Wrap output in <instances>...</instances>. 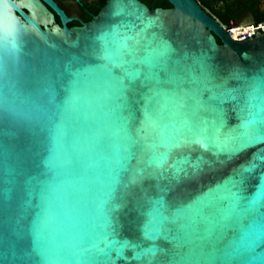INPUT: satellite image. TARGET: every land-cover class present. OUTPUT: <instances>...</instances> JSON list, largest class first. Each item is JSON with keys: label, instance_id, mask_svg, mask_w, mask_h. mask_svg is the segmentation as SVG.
I'll use <instances>...</instances> for the list:
<instances>
[{"label": "water", "instance_id": "95a60500", "mask_svg": "<svg viewBox=\"0 0 264 264\" xmlns=\"http://www.w3.org/2000/svg\"><path fill=\"white\" fill-rule=\"evenodd\" d=\"M169 1L106 0L68 26L42 0H0V264L264 255L262 241L244 250L264 214L249 207L264 178V31L236 39L195 0Z\"/></svg>", "mask_w": 264, "mask_h": 264}, {"label": "flooded vegetation", "instance_id": "af4514ba", "mask_svg": "<svg viewBox=\"0 0 264 264\" xmlns=\"http://www.w3.org/2000/svg\"><path fill=\"white\" fill-rule=\"evenodd\" d=\"M53 13V23L82 25L93 18L106 0H42ZM149 7H169V0H142ZM221 27L264 21V0H195ZM63 13V15L59 12ZM220 42V38L216 36Z\"/></svg>", "mask_w": 264, "mask_h": 264}, {"label": "snow or ice", "instance_id": "6c2138e0", "mask_svg": "<svg viewBox=\"0 0 264 264\" xmlns=\"http://www.w3.org/2000/svg\"><path fill=\"white\" fill-rule=\"evenodd\" d=\"M3 35H4V33L2 31H0V37H3ZM16 35H17V30H15V29L12 31V33L9 34V43L10 44L14 43ZM2 73H3V69H2V66H0V75H2ZM4 119H5L4 108H3V104L0 103V122H3ZM259 120L261 123H264V115H261L259 117ZM256 123H257V116L255 114H253L252 117L247 122H245L241 125V127L243 129L247 130L250 126H252ZM243 134L246 135L247 134L246 131ZM260 138L264 139V136H262ZM249 142H251V141H249ZM243 146L244 145H242V147ZM170 147H179V144L171 145ZM166 155H167L166 153L161 155V165L163 164V161L166 159ZM260 158L264 159V157H260ZM174 174H178V173H174ZM258 204H264V178L261 179V183L259 186V191L257 193V196L249 202V207L255 208ZM164 207H165V205L163 202H160V201L156 202V204L154 206L153 214L154 215L161 214L163 212ZM217 226H219V224H217ZM210 231H211V229H210ZM257 241L264 242V214H262V216H261L260 227L258 229V232H257L255 238L254 239H247V242L245 243V246H244V250L246 252L253 253ZM149 251H152L154 253L155 250H149ZM139 255L140 254H138V256ZM248 264H264V255H260V256H257L255 254L251 255L249 257Z\"/></svg>", "mask_w": 264, "mask_h": 264}, {"label": "built area", "instance_id": "2783aa9c", "mask_svg": "<svg viewBox=\"0 0 264 264\" xmlns=\"http://www.w3.org/2000/svg\"><path fill=\"white\" fill-rule=\"evenodd\" d=\"M227 32L236 39H244L255 34V32L264 31V21L251 22L242 25H228Z\"/></svg>", "mask_w": 264, "mask_h": 264}]
</instances>
